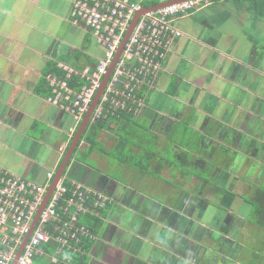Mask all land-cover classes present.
Returning a JSON list of instances; mask_svg holds the SVG:
<instances>
[{
	"label": "crops",
	"instance_id": "0c3cea01",
	"mask_svg": "<svg viewBox=\"0 0 264 264\" xmlns=\"http://www.w3.org/2000/svg\"><path fill=\"white\" fill-rule=\"evenodd\" d=\"M74 1L0 0V171L34 183H46L48 171L52 182L85 115L47 100V75L94 68L104 54L72 20ZM129 1L144 9L165 0ZM173 25L182 34L151 85L99 121L96 146L87 140L98 122L90 118L61 176L111 198L85 264H264V230L248 220L250 186L264 184V15L219 0ZM226 147L241 155L242 164L227 157L234 195L212 196ZM49 246L35 264L50 260ZM74 254L63 251L62 263H83Z\"/></svg>",
	"mask_w": 264,
	"mask_h": 264
},
{
	"label": "built area",
	"instance_id": "2783aa9c",
	"mask_svg": "<svg viewBox=\"0 0 264 264\" xmlns=\"http://www.w3.org/2000/svg\"><path fill=\"white\" fill-rule=\"evenodd\" d=\"M219 0H187L146 12L139 16L112 70L97 105L92 121L118 116L129 100H136L140 85H151L155 71L166 57L170 42L182 32L173 22L179 17L211 5ZM141 5L129 0H75L72 20L94 33L104 45V54L94 68L78 72L63 66L64 71L53 79L47 75L51 94L47 100L55 106L66 105L76 119L83 117L108 66ZM77 78L78 87L70 85ZM54 172L46 173L47 182L34 183L15 174L0 171V264H35L46 244L54 246L48 264L68 261L60 257L65 250H79L76 245L84 238L94 239L91 229L81 221L87 213L97 215L111 203V198L78 183L66 185L60 178L41 211L34 229L26 238L19 256L22 239L29 233L39 206Z\"/></svg>",
	"mask_w": 264,
	"mask_h": 264
},
{
	"label": "water",
	"instance_id": "95a60500",
	"mask_svg": "<svg viewBox=\"0 0 264 264\" xmlns=\"http://www.w3.org/2000/svg\"><path fill=\"white\" fill-rule=\"evenodd\" d=\"M184 1H187V0H165V1H162V2H160V3L156 4V5H153V6L149 7V8L142 9V11L136 13L135 16L133 17V19H132V21H131V23L129 25V28H128L125 36L123 37V39L121 41V44L119 46V49H118L115 57L113 58L111 64L108 66L106 74L101 79L102 82H101L100 87L98 88L93 100L91 101L87 111L85 112V115H84V117H83V119L81 121V124L79 125V127H78V129H77V131H76V133H75V135H74V137H73V139H72V141H71V143L69 145V148H68V150H67V152H66V154H65V156H64V158H63V160H62V162H61V164L59 166V168L57 169V171H56V173L54 175V178H53L50 186L46 190V193H45V195L43 197V201H42L41 205L39 206L37 214H36V216L34 218V221H33L32 225H31V229H30L29 233L21 241V245H20V247H19V249L17 251L16 258L19 256L23 246L25 245L24 243L26 242V238H28L29 234L34 229V227H35V225H36V223L38 221V218H39V215H40L41 211L46 206V204H47V202H48V200H49V198H50V196L52 194V191H53L54 187L56 186L57 182L61 178V176H62V174L64 172V169H65L70 157L72 156V153H73L74 149L76 148V146H77V144H78V142L80 140L81 134L83 133L86 125L89 123L91 115H92V113H93V111L95 109V106L97 105L98 100H99V98H100V96H101V94H102V92L104 90V86H105L106 82L108 81L107 80L108 76L111 75L112 70H113V68H114V66H115V64H116V62H117V60H118L123 48H124V45H125L126 41L128 40V37L131 34V31L133 30V27L136 24L137 19L139 18V16H141L142 14H144L146 12L157 10V9L163 8L165 6L181 3V2H184ZM14 262H15V260H13L11 264H14Z\"/></svg>",
	"mask_w": 264,
	"mask_h": 264
},
{
	"label": "trees",
	"instance_id": "16d2710c",
	"mask_svg": "<svg viewBox=\"0 0 264 264\" xmlns=\"http://www.w3.org/2000/svg\"><path fill=\"white\" fill-rule=\"evenodd\" d=\"M235 1H238L240 3L247 2L248 6L250 8L254 9L258 14L264 15V0H235ZM53 70L58 72V70H56L55 68H53ZM60 72H62V71L60 70ZM77 82H78V80L75 77H72L70 79V85H72V87L77 88L78 84H79ZM47 90H48V93L50 94L51 93V87H48ZM121 115H123V113ZM98 122L96 123V125L95 124L92 125V129L90 130V132L87 136V140L91 143L92 146L93 145L96 146L98 144L96 141V134H97L96 130L98 127H101L102 124L104 123V122H99V123ZM66 185H69V183H66ZM253 196L256 199V204L254 205V211L252 213L253 220L258 227H260L264 230V189H257L256 188V190L253 193ZM102 209H99V212L97 215L87 213V214L82 216L83 218L81 217L82 223H84L86 226H88L91 229L92 234L94 236L102 225V221H103L102 215H101ZM94 239L84 238V239H82L81 242H79L76 245L77 247H79V250L76 251L74 255H72V258H76L80 261H83V263H79V264H85L86 253L90 250V245L93 244ZM48 247H50L49 244H46L44 253L48 252ZM78 252H82V253H78ZM44 253L40 256V258L44 255ZM35 259H37V257ZM46 261L48 263L49 260H46ZM57 264H64V263L59 262Z\"/></svg>",
	"mask_w": 264,
	"mask_h": 264
},
{
	"label": "flooded vegetation",
	"instance_id": "af4514ba",
	"mask_svg": "<svg viewBox=\"0 0 264 264\" xmlns=\"http://www.w3.org/2000/svg\"><path fill=\"white\" fill-rule=\"evenodd\" d=\"M224 150H225L224 155L227 156V157H229V158H232L233 161H235L236 159L239 160L240 157H241V155L239 153H237L236 151H234L230 147H226V148H224ZM240 161H241V159L239 160V162ZM231 171L232 172L233 171L237 172L235 170V168L232 165H230V163L229 164H226L225 166L222 165L221 167H216V168L213 169V172H212V175L210 177L209 184H208V188H209L210 195L213 196L214 194H218V191H220V193H221V189H222L221 188V185L224 186V188H223L224 189V192L221 193L220 195H224V196L225 195L226 196L227 195H234L232 191H229V189L232 187V184H233L232 181H229V178H230L229 176L231 175L230 174ZM246 175L249 176V174H247V170L245 172H243V174L241 176L243 178H245L244 176H246ZM241 176H240V178H242ZM250 187L253 188V189L255 188L254 190H256V187L254 185H251ZM249 197L253 201L252 204L254 206L256 204V199L253 196V193H250L249 194ZM210 202H212V200H210ZM228 202H230V201H228ZM252 213L253 212H251L248 215L249 216L248 220H249L250 223H252L253 225H255V223L253 222L254 220H253ZM230 220H231V217H230V219H228V216L227 217H224V223L225 224L222 222L223 225H224V227H225L226 224H228L230 222Z\"/></svg>",
	"mask_w": 264,
	"mask_h": 264
},
{
	"label": "rangeland",
	"instance_id": "374dc122",
	"mask_svg": "<svg viewBox=\"0 0 264 264\" xmlns=\"http://www.w3.org/2000/svg\"><path fill=\"white\" fill-rule=\"evenodd\" d=\"M127 140L130 142V143H132L133 142V139L131 138V136H127ZM169 157H170V160L174 163V164H179V161L177 160V157H176V155H175V153L174 152H172V151H170V153H169ZM229 162V160H228V158H227V156H226V158H224L223 160H221L220 161V166H225L227 163ZM190 163V168H189V170H190V172H201V170L200 169H198L197 168V166H193L192 164H191V162H189ZM195 165V164H194ZM208 165H211L210 164V162L208 161ZM207 170L208 169H205L204 171H206V172H201L204 176H207ZM211 170V169H210ZM209 172V171H208ZM247 174H249V169L247 170ZM231 177V176H230ZM244 177H246V178H248V179H250L249 178V176L248 175H246V176H244ZM257 189H262V188H264V184L263 185H260V183L259 182H256V184L254 185ZM221 193H223L224 192V186L223 185H221ZM192 191H194V190H192ZM220 193V191H218V194H221ZM213 201H212V203H215L217 200H216V198H213L212 199ZM215 201V202H214ZM262 242H264V239H262ZM261 244V243H260Z\"/></svg>",
	"mask_w": 264,
	"mask_h": 264
}]
</instances>
